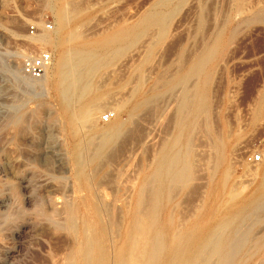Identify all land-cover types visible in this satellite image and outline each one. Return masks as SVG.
I'll return each instance as SVG.
<instances>
[{
    "label": "rangeland",
    "instance_id": "rangeland-1",
    "mask_svg": "<svg viewBox=\"0 0 264 264\" xmlns=\"http://www.w3.org/2000/svg\"><path fill=\"white\" fill-rule=\"evenodd\" d=\"M165 1L169 2L168 5L162 4ZM64 11L71 17L66 25H61L59 14ZM261 12L264 13V0H0V264H66L62 250L68 243L71 244L73 237L60 226H66L71 211L53 200L67 197L78 201V184L83 185L84 179L91 183L92 189L103 188L104 185L103 189L110 193L111 185L117 178L113 176L119 175L122 168L125 169L132 162L131 169L135 170L146 159L144 149L138 143L135 146L130 144L132 147L129 145L132 138L137 140L147 129L140 122L137 129L132 127L135 132L131 133L129 137L132 138L128 142L120 141L114 147L104 149L100 159H95L99 139L84 135L90 133L87 128H82L77 140L82 151L85 150L83 160L85 158L86 163L81 174L84 179L78 183L77 173L70 161L77 140L71 136L67 126L59 122L62 112L55 102V85L50 84V88L44 90L33 88L32 84L23 81L13 67L18 63L22 67L26 56L17 59V52L24 51L27 56L41 51L51 53L49 48L38 47L31 41L47 34L59 46L53 55L55 63L59 60L60 51L68 48L74 50L75 46L82 44L88 45L80 47L81 50L71 51L72 54L83 50L102 58L105 64L113 60L102 72L104 79L100 78V81H105H99L100 94H105V109L98 115L97 124L104 127L113 125L114 120L125 122L128 119L127 113L116 114L115 107L129 98L141 74L146 78L143 93L151 94L158 79L169 82L189 72L194 57L200 53L198 50L214 43L220 35V43H224L220 44L214 55L204 58L209 61L205 73L188 81L189 90L198 82L205 89L208 113L201 115L191 129L194 160H197L194 178L184 190L178 192L174 202L178 206H172L176 218L187 219L185 223L189 226L199 219L204 208V215L201 216H206V224L213 229L214 224L228 216L227 211L219 208L223 207L220 195L226 192L228 199L236 201L237 205L248 204L256 197V189L261 184L264 172V161L253 166L247 160L258 153L264 156V20H257ZM77 13H80V17L74 16ZM153 13L168 15L163 27L160 22L154 25L146 23ZM48 20L54 24L52 32L44 29ZM31 25L40 29L36 37L28 33ZM132 29L135 31L129 38L119 41ZM73 32L80 37L69 40ZM103 40L106 41L103 46H93ZM79 64L72 66L75 73L79 69L80 72L84 71L83 66L86 68L85 63ZM49 78L54 80L53 74ZM205 81L207 83L204 84ZM175 85L162 83L158 86L157 91L162 96L157 102L160 105L156 104L160 110L155 107L158 114L151 119L158 126L152 144L158 141L159 146L161 142L162 146L166 145L176 134L178 121L184 116L180 112L185 96L183 87ZM149 109L147 113L154 114V108L150 106ZM106 113L114 115L110 123L102 121ZM134 148L137 151L132 153ZM106 156L108 158L105 160ZM103 161L109 163L105 162L104 165ZM131 173L130 176H133ZM135 178L130 177L129 181H136ZM124 184H127L125 187L132 185L131 182ZM217 188L222 194L218 195ZM230 191H233V195H230ZM230 196H234L233 199ZM236 198L244 200L242 202ZM212 204L213 208H210ZM260 212L261 222L253 226L255 220H247L238 230L243 232V228L247 231L251 225L249 239L253 240L257 235V240L261 241L256 252L249 254L244 264H264V211ZM255 214L253 217L256 218ZM251 247L252 242L245 244L241 259L245 252H250Z\"/></svg>",
    "mask_w": 264,
    "mask_h": 264
},
{
    "label": "bare ground",
    "instance_id": "bare-ground-1",
    "mask_svg": "<svg viewBox=\"0 0 264 264\" xmlns=\"http://www.w3.org/2000/svg\"><path fill=\"white\" fill-rule=\"evenodd\" d=\"M168 3H169L168 1H165L162 4L168 5ZM65 11L59 14V22L61 23V25H66L67 22L69 21V18L71 17L69 16L71 14L68 15V13H66L68 11L66 12ZM241 11H243V9ZM69 13L72 12L70 11ZM261 13L262 14L259 15V17H257V20H264V13L263 12ZM74 16L80 17V13H77ZM167 16L168 15L165 13H161V14L153 13L147 19L146 23L154 25L160 22L161 25L162 24L164 25ZM133 31L135 30L132 29L131 31L127 32L124 36L120 37L119 41L129 38L130 34ZM218 33L220 32H217V34ZM75 34L76 32L74 33V35L72 34L70 36L69 40H74L77 37L78 38L80 37V35H77L76 37ZM219 37L220 35L217 37L214 43H210V44L204 43L208 45H205L201 50H198L200 51V53L198 55L196 54V56L194 57L193 65L190 71L188 70L189 72H187L186 74H180L178 79L176 80L173 79L169 82L168 81L166 82V80L161 81V79H158L156 84H154L155 86L153 87V91L151 92V94L143 93L144 92L143 87L146 83L145 81L146 78L144 79L143 75L140 73L141 75L139 77V80L137 81L138 83L135 85L134 88H132L133 90L129 98L128 99L126 98L127 100L124 99L125 101L121 103L119 102V104L116 103L117 104L116 107L114 106L116 114L127 113L128 119L125 122L117 119L114 120L115 122L113 123V125L104 126V127L98 126L97 124V120L99 119L98 115H100V113L105 109V105H104L105 103L103 102L105 98V94L104 93L100 94V90H99L101 86L100 82H103L105 80L100 81V78L104 79L102 76V72L108 67V65H110V63L113 60L110 59V61H107V63L109 62V64H105L102 58L100 59L93 53H89V52L87 53L84 52L83 50L77 53L76 55L73 53L74 54L73 56L71 51L80 49V47H86L88 45V44H82L81 46H75L74 50H71L70 48L66 47L68 48L67 50L60 51L61 53L59 60L56 63L55 61H53V64L48 70L45 77L38 81L31 80L28 77H26L23 74V68L20 66L19 63L16 64V66L14 67L12 66L13 68H15V73L18 76H20L23 79V81H26L30 85L32 84L33 88L38 87L47 90L50 88L49 87L50 84H53V86L55 85L54 86V90L56 93L55 102L57 103L56 104L57 107L62 112V117L59 119L60 120L59 122L61 124H64L65 127L67 126L71 136L76 140L79 137V132L81 131L82 128H87L86 130H88V132L90 133V134L85 133L84 135H91L92 138L99 139L98 140L99 145L96 144L97 152L95 153L97 154L95 155V159H100L104 149L112 145H113L112 147H114L120 141L124 142L125 140L128 142V139L130 140L132 138L129 137L132 136L131 134L133 132L132 127L133 128L135 127L134 129H137L136 127L137 124L139 125L141 123L142 125L145 126V128H147L146 131L141 134V136L139 135L140 137L138 139L136 138L137 140H133L135 139V137L133 136L134 138H132L129 141V145L131 144L132 146L133 145L135 146V144L138 143V145L144 149L143 150L144 159L146 157L145 162L147 161V163L143 162L141 163V165H138L136 169L134 168L135 170H132L131 169L132 167L131 165L133 163L132 162L131 164H127L128 166L125 164L126 168L123 169L124 168L123 167L121 170L122 172L116 170V172L119 171L120 173L119 175L115 173L117 176H113V177L114 178L117 177V178L114 182L112 180L113 183L110 181L112 183L111 186H113V188H111L112 191L110 193L109 192L107 193L104 190L105 189L104 185H103L104 189L101 188V186L92 189L90 187L91 185L90 181H89L90 184H88L86 180L82 178L81 174L83 172V166L86 163L85 158L83 160V152L85 150L82 151L81 145L79 143L80 141L79 142L78 140L76 141L73 149V153L70 156L71 157L70 161L74 170L77 173L76 181L78 183L79 182L81 183L82 179L85 180V181L83 180V185L82 183L78 184L79 191L77 194L80 196L79 200L75 201V200H70L69 198L66 199L67 197L53 200L55 203L58 202L59 204L68 207L71 211L66 226L63 227L60 226L61 229H65L73 237L71 244H69L66 241L68 244L66 243L67 244V246H65L66 248H63L62 250L63 252H65L64 258L66 260V264H244L243 262L247 260L248 255L249 254L253 255L256 252L255 250L259 247L261 241L257 240L256 238L257 235L255 236V238L253 237V240L249 239L248 236L251 230L250 228L261 222L260 216L262 215V213L260 211L262 212L264 211V172L263 171H262L263 172L262 181L260 182L261 184L259 185V187L257 186L258 188L256 189V193H255L256 197H253L251 201L249 200L250 202L248 204L242 206L237 205L236 201L228 199V197L225 194L226 192L223 195H220L222 199L220 201H222L223 205L222 204L221 205L223 207H219V208H222L223 210L227 211L226 214L228 216L225 217L223 220H219L216 224H214L215 226L214 227L212 226L213 229L209 228L208 225L206 224L207 221V219L205 221L206 216L205 217L201 216L204 215V210H205L204 208L201 210V212L198 209L200 212L199 219L190 226L187 225V222L185 223V221L187 220L186 218L188 217L185 218L186 220L184 219L185 221H183L182 220L183 218L181 219V217H180L181 220H178L179 217L176 218L177 216L176 213L174 215V213L172 212L174 211V209L172 210V206L177 205V203L174 204V202L177 198L178 192L184 190L191 183L192 178H194L193 176L195 173L194 170L196 166L195 162L197 160L196 161L194 160L196 157L194 156L195 149L192 145L193 140L191 138V129L195 126L198 118L201 115L208 113L207 95L205 89L201 86L200 82H198L195 84V86H193L192 90H189L187 89V85H189L188 81L190 80L189 78L191 77L192 78L197 77L205 73V68L207 67L209 61H205L204 58L214 55L220 48V44L222 45V43H224V41L220 43L221 41L219 40L220 39ZM31 41L33 42V44L37 45L38 47L49 48L52 56L54 55L55 50L58 49L59 47L56 40L54 38H51L47 34L39 35L38 37L31 39ZM117 42L118 41H116L115 43ZM104 44H106V41L103 40L100 43L93 44V46L94 47L103 46ZM117 48L119 49V47ZM114 50H116V48ZM15 55L17 59H21L27 56L26 53L24 55V51H19ZM71 56L73 58H71ZM181 58L183 57L181 56ZM13 63H15V61ZM75 63L78 64L85 63L86 68L85 66H83L85 70L80 72L79 69V72L77 71L78 73H75L72 67L73 64ZM50 74H53L54 80H50L49 78ZM160 83L161 84L163 83L165 85L176 84L175 87L177 85L183 87L182 93L184 92L185 94L182 100L181 111H180L184 116L183 118H180L181 120L178 121L176 134L166 145L163 144V146H162V142L160 144L161 146H159L157 144L158 141L154 142V140H153L154 143L152 144V139L154 138V136H156L155 132L158 126L156 127L155 120L153 121L151 119L155 118L153 116L154 115L156 116L158 114L156 112L157 111L156 108L158 107L157 105L159 103L157 104V102L160 101L159 97L162 96V94H160V92L157 91V89L160 87L159 85H161ZM205 83L207 82L205 81L204 84ZM150 106L154 108L153 109L155 111L154 114L153 112H151L153 115L151 113L149 114L147 113V111L151 109V108L149 109ZM159 110L160 108L158 109V111ZM208 120L209 119H207V121ZM208 126H210V124ZM134 135L137 136L136 134ZM92 138L90 137V139ZM92 143L91 145H93ZM149 143L151 144L149 145ZM217 147L220 148L219 145ZM129 149L131 150V148ZM135 150L136 149L134 148V150H132L134 152L132 153H135ZM105 155L107 154H104V156ZM106 158L108 157L106 156L105 160ZM111 161L112 160H110V162ZM104 163H102V166ZM106 163L104 165H106ZM130 171H132L131 174L134 177H136L135 178L136 181L133 182L129 181L133 179V178L130 179V177H133L130 176ZM127 174H129L128 176H130L129 179H127L128 178ZM124 179H127V181H124ZM129 182H131L132 185L131 186L128 185L129 187H125L127 184L125 185L124 183H129ZM223 186H225V184ZM219 190L220 189H218V192ZM123 191L124 193L122 194ZM232 192L230 193V195L232 194ZM220 193L221 192H219L218 195ZM218 195L216 197H218ZM234 196H230V197L232 198ZM208 197H210V195ZM242 198H240V200L243 202L244 199ZM214 199L216 200L215 195H214ZM236 199L238 200L239 198ZM216 205L218 204L216 203ZM211 206L212 207L210 208H213V204ZM232 207L236 209L234 210L232 209ZM258 212L261 213L258 214L259 217H257ZM254 213H256L255 214L256 218L253 217ZM218 216L220 218V215ZM219 218L217 217V219ZM189 219L190 218H188V220ZM253 219L255 220V222L252 227L250 225V228H248L247 231H245V229L241 227L242 228L241 230H243V232L238 231L243 222ZM60 228L58 230H60ZM59 242L62 243L61 240ZM250 242H252V247L250 249V252H245L241 259L242 250L245 244ZM62 247L64 246L62 245Z\"/></svg>",
    "mask_w": 264,
    "mask_h": 264
},
{
    "label": "built area",
    "instance_id": "built-area-1",
    "mask_svg": "<svg viewBox=\"0 0 264 264\" xmlns=\"http://www.w3.org/2000/svg\"><path fill=\"white\" fill-rule=\"evenodd\" d=\"M45 31L52 32L54 30V24L51 21H47L44 25ZM40 32V29L36 25H31L28 29V33L31 37H36ZM53 56L48 51H41L35 55H28L22 62L23 74L31 80H41L45 77L48 70L53 64ZM114 118L112 113H106L102 116L104 123H110ZM249 163L253 166L258 165L264 161L262 153L251 155L247 158Z\"/></svg>",
    "mask_w": 264,
    "mask_h": 264
}]
</instances>
